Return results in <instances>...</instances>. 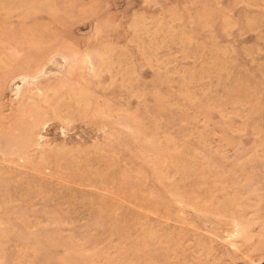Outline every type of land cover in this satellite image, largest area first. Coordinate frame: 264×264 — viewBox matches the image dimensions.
<instances>
[{
  "label": "rangeland",
  "instance_id": "1",
  "mask_svg": "<svg viewBox=\"0 0 264 264\" xmlns=\"http://www.w3.org/2000/svg\"><path fill=\"white\" fill-rule=\"evenodd\" d=\"M55 1L0 10V264H264V0Z\"/></svg>",
  "mask_w": 264,
  "mask_h": 264
},
{
  "label": "bare ground",
  "instance_id": "2",
  "mask_svg": "<svg viewBox=\"0 0 264 264\" xmlns=\"http://www.w3.org/2000/svg\"><path fill=\"white\" fill-rule=\"evenodd\" d=\"M1 1V5H2V7H0V10H1V13H9L11 16H16L17 18H18V11H21V12H23L27 17H29L33 22H35L36 21V23H35V26L29 31L28 29L30 28L29 26H27V27H24V26H21L20 27V29H27L28 30V32H29V35H31V36H33V39H35V40H37V41H40L41 39L40 38H36V37H40L41 35H38V34H36V33H38V31H39V29H41V28H39V27H41L40 25L41 24H38V21H37V18H36V20H35V13L38 11V10H40V9H45L46 7H43V8H40V7H37V6H35L34 4H33V2L34 1H36V0H28V1H24V0H22V1H17V2H11L10 0H0ZM50 0H48V2H49ZM52 2L55 4L56 3V1L55 0H52ZM56 6H58V4L56 3ZM40 13H42V11H40L39 12V14ZM55 13V8L52 10V12H51V14H54ZM39 14H38V16H39ZM37 16V17H38ZM0 28H1V25H0ZM36 36V37H35ZM5 40L6 41H9L10 40V38L9 37H6L5 38ZM13 44V43H12ZM29 47V46H28ZM18 48V47H17ZM42 52V50H38L37 52H31L32 54H36L37 53V55L38 54H40ZM11 53L13 54V52L11 51H9L8 50V52H1V54L5 57V54H6V56L7 57H10L11 56ZM41 55V54H40ZM13 56H15L14 54H13ZM6 57V58H7ZM13 58V57H12ZM15 58V57H14ZM12 60V59H11ZM4 61H3V57H0V66H2V67H0V70H3V67H5V69L8 67H6V65L4 66ZM9 63V62H8ZM233 63V62H232ZM12 67V66H11ZM11 67H9V68H11ZM23 67V66H22ZM8 69V68H7ZM6 69V70H7ZM230 86V85H229ZM234 103H236V102H234ZM233 103V104H234ZM252 109H255L256 110V107L255 108H252ZM252 114V113H251ZM155 131V130H154ZM242 131V130H241ZM259 131V130H258ZM158 132H159V134H160V131L158 130ZM259 133V132H258ZM153 134V133H152ZM260 134H261V132H260ZM258 135V134H257ZM155 138V137H154ZM259 146V145H258ZM263 146V145H262ZM259 148V147H258ZM171 162V161H170ZM171 164V163H170ZM242 164V163H241ZM174 166V165H173ZM177 166H175V168H176ZM178 167H181V166H178ZM174 168V169H175ZM176 169H178V168H176ZM171 170V169H170ZM203 171V170H202ZM202 171H201V173H202ZM168 174H170V172L169 173H166V175L168 176ZM146 215H147V213H145Z\"/></svg>",
  "mask_w": 264,
  "mask_h": 264
}]
</instances>
